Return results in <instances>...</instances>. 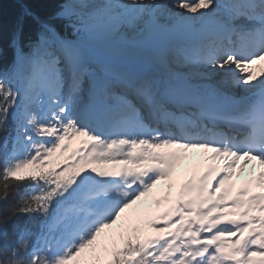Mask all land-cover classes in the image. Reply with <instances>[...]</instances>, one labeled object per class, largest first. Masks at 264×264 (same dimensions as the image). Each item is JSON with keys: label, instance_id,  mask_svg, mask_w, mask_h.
<instances>
[{"label": "snow or ice", "instance_id": "1", "mask_svg": "<svg viewBox=\"0 0 264 264\" xmlns=\"http://www.w3.org/2000/svg\"><path fill=\"white\" fill-rule=\"evenodd\" d=\"M15 3L0 264H264V0Z\"/></svg>", "mask_w": 264, "mask_h": 264}, {"label": "bare ground", "instance_id": "2", "mask_svg": "<svg viewBox=\"0 0 264 264\" xmlns=\"http://www.w3.org/2000/svg\"><path fill=\"white\" fill-rule=\"evenodd\" d=\"M255 67L257 68V70H259V68H260L261 66H260V65H257V66H255ZM190 155H191V154H190ZM202 155H203V154H197V155H196V158L199 159L200 156H202ZM192 163H194V161H186L185 164L180 168L179 172H180L181 178L186 177V175L190 173L189 169H190V166H191ZM256 171L258 172L259 169L257 168ZM245 174H247V172H246ZM238 181H239V180H238ZM238 181H237V182H238ZM237 182H236V183H237ZM178 186H179V185H177V187H178ZM163 188H166V182H165L164 184L158 186L157 189L154 191V193H156V195L159 194V195L161 196V195L163 194V193L161 192V190H162ZM173 189H174V191H175V190L177 189L176 186H175ZM159 195H158V196H159ZM153 200H154V197H153V195H151L150 197L145 198V200L142 201V202L139 204V207L148 210V209H150V207L152 206V204H153Z\"/></svg>", "mask_w": 264, "mask_h": 264}, {"label": "trees", "instance_id": "3", "mask_svg": "<svg viewBox=\"0 0 264 264\" xmlns=\"http://www.w3.org/2000/svg\"><path fill=\"white\" fill-rule=\"evenodd\" d=\"M0 4H2L3 11L6 17L9 15L15 14L19 8V5L15 3V0H0ZM20 191L23 194H27L31 190L28 188H21Z\"/></svg>", "mask_w": 264, "mask_h": 264}, {"label": "rangeland", "instance_id": "4", "mask_svg": "<svg viewBox=\"0 0 264 264\" xmlns=\"http://www.w3.org/2000/svg\"><path fill=\"white\" fill-rule=\"evenodd\" d=\"M154 197H155V195H154ZM138 207H139V205H138ZM164 208H166V206H164V205H156L155 200H154L153 201V205L150 207V211H147V214L144 217L145 223L147 222V220L154 219L156 215L161 214V212H162V210ZM167 208H169V205L167 206Z\"/></svg>", "mask_w": 264, "mask_h": 264}]
</instances>
